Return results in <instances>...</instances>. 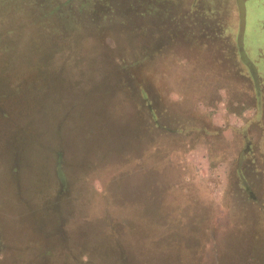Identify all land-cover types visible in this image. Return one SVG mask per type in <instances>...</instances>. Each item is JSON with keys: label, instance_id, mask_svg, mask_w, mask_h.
<instances>
[{"label": "rangeland", "instance_id": "1", "mask_svg": "<svg viewBox=\"0 0 264 264\" xmlns=\"http://www.w3.org/2000/svg\"><path fill=\"white\" fill-rule=\"evenodd\" d=\"M259 35L264 0H0V264H264Z\"/></svg>", "mask_w": 264, "mask_h": 264}, {"label": "bare ground", "instance_id": "2", "mask_svg": "<svg viewBox=\"0 0 264 264\" xmlns=\"http://www.w3.org/2000/svg\"><path fill=\"white\" fill-rule=\"evenodd\" d=\"M251 10H253V9H251ZM253 11H254V10H253ZM253 11H251V13H252ZM249 12H250V11H249ZM254 13H255V12H254ZM252 14H253V13H252ZM248 17H249V16H248ZM250 19H251V18H250ZM252 24H253V23H252ZM254 25L256 26L255 23H254ZM247 28H248V27H247ZM254 28H255V27H254ZM250 29H251V27H250ZM254 30H256V29H254ZM247 32H248V31H247ZM254 32H255V31H254ZM249 33H250V31H249ZM251 33H252V32H251ZM256 34H257V33H256ZM250 35H251V34H250ZM250 35H249V36H250ZM252 35H254V34H252ZM257 35H258V34H257ZM259 36H260V35H259ZM262 36H263V35H262ZM262 36H260V38H261ZM253 37H254V36H253ZM263 37H264V36H263ZM245 38H247V36H246ZM251 38H252V37H251ZM251 38H250V39H251ZM256 39H257V38H256ZM260 40H261V39H260ZM252 41H254V39H252ZM257 41H259V39L256 40V42H257ZM251 43H252V42H251ZM254 43H255V42H254ZM246 44L248 45V43H246ZM256 44H257V43H256ZM253 46H254V45H253ZM250 47H251V44H250ZM254 47H255V46H254ZM251 48H252V47H251ZM251 48H250V49H251ZM254 49H255V48H254Z\"/></svg>", "mask_w": 264, "mask_h": 264}]
</instances>
